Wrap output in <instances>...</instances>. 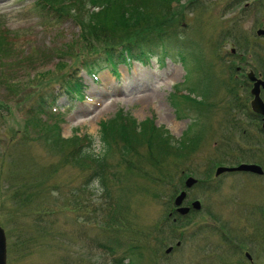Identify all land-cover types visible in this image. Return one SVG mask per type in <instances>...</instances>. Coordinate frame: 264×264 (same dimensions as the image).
Masks as SVG:
<instances>
[{
	"label": "rangeland",
	"instance_id": "rangeland-1",
	"mask_svg": "<svg viewBox=\"0 0 264 264\" xmlns=\"http://www.w3.org/2000/svg\"><path fill=\"white\" fill-rule=\"evenodd\" d=\"M35 4L36 0H0V32L4 26L17 37H25L13 45L16 50L7 56L12 58L20 50L25 55L29 53V63L34 61L27 68H17L18 88L9 91L0 88V97L4 98L0 100L13 104V109L5 110L7 114L0 117V224L7 233L8 264H113L114 256L98 243H107L108 235L123 241L116 246L115 257H132L130 252L121 250L130 245L135 247L133 257L137 264H253L245 256L246 241L249 243L251 239L245 241L242 237L247 235L245 230L255 234L256 228H264L261 219H264V177L216 176L215 171L223 162L234 165L258 162V158L264 166V145L257 148L263 151L262 155L249 156L236 148L232 137L235 129L227 132L219 143L214 142L212 135L226 121L223 116L235 118L243 128L248 123L241 105L246 107L249 97L247 71L264 70V34L257 33L259 28H264V0H179L168 9L173 22L169 20L164 26L172 35L180 32L185 37L198 38L196 53L201 60L195 65L198 59L193 60L195 56L190 55L182 69L178 65L180 58L173 57L179 73L173 72L175 67L170 59L165 60L166 66L160 60L164 66L159 67L157 57L146 62L135 61L131 69L120 64V76L108 66L98 71L100 82L94 81L85 70L75 68L74 59L69 56L64 59L67 62L62 60L68 66L60 68L57 49L64 48L67 42L76 43L79 28L70 18L57 21L50 9L37 8ZM90 6L89 3L84 5L85 9ZM52 17L56 18L53 20L56 24L44 25V21ZM164 20L162 17L161 21ZM140 33L145 31L140 30ZM77 43V48L85 46L86 49L85 41L80 39ZM38 71H47L43 79L39 78L41 80L36 76ZM78 73L82 75L86 93L82 99L66 88V81L77 78ZM224 78L227 81L233 78L238 104L235 98L225 95L226 89L218 90L220 79ZM144 93L156 98L151 103L148 101L142 110L144 100L139 101V95ZM42 94L45 110L42 115L38 110L41 118L38 115L33 118L29 115L33 114L30 105L37 107V99ZM187 95L198 98V105ZM121 110L140 122L154 118L158 125H164L178 138L185 134L182 143L193 145L195 150L177 151L165 138L164 143L144 144L142 140L143 143L135 145L134 154L124 159L125 141L111 129L109 141L114 151L108 159L117 164L115 169L122 166L119 172L125 178L119 185L108 180L114 199L118 198L119 203L112 209L104 203L101 185L94 181L93 192L85 188V180L94 179L92 172L67 160L71 147L63 140L46 141L45 136H55V132L43 135L42 132L56 129L58 119L62 136L88 133L92 136L95 153L103 154L107 146L102 138V126L105 122L113 125L114 120L120 121ZM55 111L62 113L63 118ZM161 112H168L174 120L162 121ZM221 129L216 133L224 135L226 132ZM242 135L248 151L247 133ZM170 141L172 143L173 139ZM151 145L155 146L153 150L149 148ZM210 148L218 153L232 148L233 156L222 153L223 157L217 158L216 163L208 164L205 155L212 160L214 153L203 150ZM166 173L172 180L167 186L157 187L160 176ZM184 173L201 181L189 190V198L201 200L202 209L193 210L189 219L173 223L169 217L173 208L170 194L180 187ZM7 174L13 176L14 187L13 182L6 179ZM74 194H80L78 204L71 199ZM66 201L68 206L64 204ZM245 206H252L253 212ZM49 207L52 212L43 215ZM228 230L238 236L239 242H235V237L231 257L223 239ZM178 240L182 242L180 246L176 245ZM250 244L259 247L254 250V264L263 262L264 253L260 249L264 250V245L252 241ZM169 246H173V250L167 253ZM257 256L262 258L256 259Z\"/></svg>",
	"mask_w": 264,
	"mask_h": 264
},
{
	"label": "trees",
	"instance_id": "trees-1",
	"mask_svg": "<svg viewBox=\"0 0 264 264\" xmlns=\"http://www.w3.org/2000/svg\"><path fill=\"white\" fill-rule=\"evenodd\" d=\"M178 1L179 0H92L94 5L100 7L99 11L89 13L86 21L85 18L83 19L80 16L73 15L74 19L81 26V36L86 42V49L85 46L80 47V49H83L82 53H84L82 55L83 60H81L84 67L88 70H92L93 67L102 66L105 62L115 65L117 62L125 60L127 55L140 57L145 56L149 52L156 50L166 51L168 48L177 46L180 42L178 33L173 32L172 35L170 34L169 28L167 27L166 29L165 27L167 26V22L171 20V18H169L170 16H168L170 15L168 9L172 4ZM39 5H51V7H53L51 0H44V4L40 2ZM61 10H64V8ZM68 13L69 11L65 14ZM162 17L165 18L163 22L161 21ZM173 20H171V22H173ZM140 30H144L145 33L141 35ZM94 40L97 41V44H94ZM12 45L13 43H11L8 38H0V86H3V65H9L11 67L25 61L24 58L13 60L7 56L10 54V46ZM74 47L75 46H70L71 49ZM78 56H80V53L77 54V57ZM69 89L74 92H81L78 82H73V84L69 86ZM111 129L119 134L121 138L123 137L127 140L128 143L125 144V148L129 151L131 149L130 147L134 144L133 140H136L138 135L143 136L151 134L149 137L152 138L157 134L152 127L148 128L145 126L142 131H139L135 124L132 126L128 124L117 126L105 125L102 128V138L107 148L103 151V154L95 153L93 142H88L87 145H84L80 138L68 141L64 140V143H67L68 146H72L67 160H73L78 166H81V168L84 166L92 170L91 176L101 184L104 190V203L113 209L115 201L108 185L109 181L107 176L110 171L108 167L109 163L106 159L107 153H110V151L114 149L113 144L109 141V131ZM156 138L163 143L165 142L161 134H157ZM49 139H51L52 143L58 141V137L54 139V134L52 138L47 137V140ZM181 145L180 148L182 149L191 148L188 145ZM151 149L153 150V148ZM167 178L168 176L166 175L160 176L159 180H163L162 185ZM84 186L85 188H91L90 190L93 192L91 179H86ZM21 188L24 190L23 184H21ZM72 192L75 193V190ZM78 196L80 197V194H74L71 198L77 202V204L80 200V198L78 200ZM16 197H18V195H16ZM64 204L68 206L69 202L66 201ZM118 206L119 203L117 202L115 207ZM51 210L53 209L50 207L47 208V210L43 212V215L50 214L52 212ZM116 236L119 235L117 234ZM107 238V243L98 241L99 246L103 247L108 253L115 255V253L118 252L116 246H119L123 241L120 237L111 238V235H108ZM133 248L135 247L131 246L129 252H131ZM113 262L114 264H130V262L125 263L124 259L121 257H114Z\"/></svg>",
	"mask_w": 264,
	"mask_h": 264
},
{
	"label": "flooded vegetation",
	"instance_id": "flooded-vegetation-1",
	"mask_svg": "<svg viewBox=\"0 0 264 264\" xmlns=\"http://www.w3.org/2000/svg\"><path fill=\"white\" fill-rule=\"evenodd\" d=\"M259 74H261V72ZM247 84L250 85V89H251V86H253V85L250 84V81L247 82ZM251 100L252 99L250 98V101L249 100L246 101V107L249 104L251 105ZM244 103H245V101L243 102V104ZM243 111H245V114H247V116H248L247 119H248V121H250V123H248V125H246V128H244V133L245 132L247 133V139L249 141V146L251 147V149H249V151H248V154L250 156L255 155L257 153H258L257 155H262L263 151H261V150L258 151L257 148H259L260 146H262L264 144V129L262 126L264 116L255 113L252 110V108H249V107L243 109ZM248 128H250V129H248ZM258 162L262 163V159L258 158ZM228 173L230 174V173H235V172H228ZM245 173H248L250 175L253 174L252 172H245ZM260 176L264 177V173L261 174ZM245 208L248 209L249 211H252L251 208H248L246 206H245ZM261 219H262V225H264V219L263 218H261ZM241 229H243V228H241ZM245 231H246L247 235L242 237L245 241L248 239H251L250 242L252 241V242L260 243V244L264 245V228L263 229L262 228L261 229L256 228L255 234H251V232L249 233L247 230H245ZM235 237H236V239H235L236 241L234 240ZM237 238H238V236L236 234L230 233L229 230L226 233L225 244L227 243L226 252L229 255V257H231V255L233 254L235 242L237 244H239V242L237 241ZM241 242L245 243L244 241H241ZM250 242L248 243V241H246L248 246H247V248L245 247L246 249L244 248L245 249V256L250 261V263L254 264V257L256 255L255 254L256 252L254 250L255 249L258 250L259 247L256 245H251ZM250 250L253 254L250 252ZM260 250H261V253L263 254L264 253L263 247ZM260 258H262V257L261 256L256 257V259H260ZM258 264H264V261L259 262Z\"/></svg>",
	"mask_w": 264,
	"mask_h": 264
},
{
	"label": "water",
	"instance_id": "water-1",
	"mask_svg": "<svg viewBox=\"0 0 264 264\" xmlns=\"http://www.w3.org/2000/svg\"><path fill=\"white\" fill-rule=\"evenodd\" d=\"M259 33H264L263 30H260ZM253 79H256L255 76L250 74ZM263 84L264 86V80L258 79L255 83V87L253 88L252 92L256 95V99L253 101V106L256 110L263 112L264 113V102L260 98V85ZM234 169L238 170H252L255 172H263V169L256 164H241L238 167H235ZM225 170H233V168H226V167H221L218 169V173L225 171ZM196 182V179L193 177H190L187 179V186H192ZM186 196V192H182L176 199L177 204H181L183 202V199ZM194 206L196 208H199L200 202L196 201L194 202ZM180 212L186 213L190 210L189 207H181L179 208ZM0 264H7L6 263V235H5V230L2 226H0Z\"/></svg>",
	"mask_w": 264,
	"mask_h": 264
},
{
	"label": "bare ground",
	"instance_id": "bare-ground-1",
	"mask_svg": "<svg viewBox=\"0 0 264 264\" xmlns=\"http://www.w3.org/2000/svg\"><path fill=\"white\" fill-rule=\"evenodd\" d=\"M173 72H174V73H176V72L179 73V72H180V68H179L178 66H175V69L173 70ZM150 89H151V88H150ZM139 96H141L139 101L144 100V101H143L142 108H141L142 110H144V108L147 106L146 103H148V101L151 103V102L154 101L155 98H156V95L153 96L152 94H146V93H144V94H142V95H139ZM160 119H161L162 121L166 122V123H168L169 120H172V121L174 120L173 118H171V116L169 115L168 112H161V113H160ZM173 130H175V129L173 128Z\"/></svg>",
	"mask_w": 264,
	"mask_h": 264
}]
</instances>
